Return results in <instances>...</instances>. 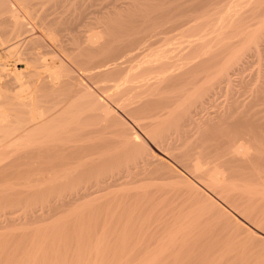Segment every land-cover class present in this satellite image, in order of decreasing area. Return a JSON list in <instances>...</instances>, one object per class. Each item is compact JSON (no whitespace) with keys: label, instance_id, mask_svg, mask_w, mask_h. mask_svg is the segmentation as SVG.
Returning <instances> with one entry per match:
<instances>
[{"label":"rangeland","instance_id":"1","mask_svg":"<svg viewBox=\"0 0 264 264\" xmlns=\"http://www.w3.org/2000/svg\"><path fill=\"white\" fill-rule=\"evenodd\" d=\"M146 1L85 0V3H88L87 13L76 25L79 30L77 36H89L93 30H103L107 21L109 25L115 20L112 24L132 27L129 28L130 32L124 29V32L122 30L113 34L104 33L103 36L115 39L148 37V42L152 41L153 46H169L181 36L194 40L203 29L211 28L212 24L208 23L206 16H210L209 21H212L226 9L225 0H212L207 3V7L201 8L199 3L203 0ZM143 2L146 4H142ZM129 3L135 4L130 6ZM171 3L173 7H170ZM126 6H130L131 12L128 13L127 10L130 9L127 8L117 14L119 8ZM161 6L164 10H161ZM195 6L199 9L194 10ZM156 9L158 12L161 10L162 14L156 13ZM114 10L116 14H110V18L104 16ZM196 18L199 20L196 21ZM240 18L242 21H238L237 28L232 27L234 34L230 30L228 37H237L236 32L264 18V0H256L254 4L246 6ZM207 34L209 35V32ZM32 35L41 36L38 41L46 44L45 47L49 50L45 55L47 61L53 63L55 58L56 61L62 59L64 67L70 69L75 77L82 81V85L93 88L92 90L108 103L112 112L109 111L110 115L107 116L108 113L105 114L106 112L99 108L92 113L93 118L90 119L98 131L91 134V140L85 141H96L91 147L49 152L12 147L0 152V264H264V168L255 163L242 168L241 165L237 166L235 161L224 162L220 164V170L224 173L226 181L219 186H211L210 182L198 179L189 168L165 149L159 131L166 132L168 137H171L170 134L177 135L188 131L190 139L186 141L192 143L196 152H210L208 159H205L208 166H213L219 156L223 157L224 161L234 157L232 146H235L237 140V145L243 142L248 147L250 145L248 151L251 155L264 156V133L261 135L257 132V136L253 129H249L253 134L245 131L247 128L241 129L243 133L241 130L238 132L239 129L228 127L226 122L218 117L219 121L216 116L222 114L223 109L224 112L225 109L227 111L232 98L236 101L238 99L240 104L244 102L247 106L249 103L254 104L253 107L239 104L240 108H244L243 111L239 109V113H249L251 108L253 112H257L264 107V100L256 102L257 93L254 90L258 80L261 81L262 78L257 73L262 63L259 54L247 56L249 60L244 64L245 69L231 62L228 66L226 58L231 49L224 47L218 40L214 41V36L209 37L210 45L212 40V46L215 44L213 52L197 57L196 65H192L180 79L171 84L154 86L155 90L150 91L152 95H143L141 100L148 106L141 111L142 109H133L137 102H134L132 95L128 96L133 94L128 93L130 90H124L122 94L115 96L110 94L115 90L113 83L119 75L109 80L104 87L88 77L73 59L60 53L53 41L45 38L46 35L37 28ZM46 39L49 42L51 40L53 46ZM199 46V42L195 43L196 50L200 49ZM195 48L187 49L184 55H194ZM263 48L264 43L262 50ZM225 64L230 67L226 66L229 71L237 69L236 66H241L243 70L233 74L235 81L228 85L223 81L226 77L224 73L227 72L222 71ZM241 79H244V82H240ZM86 83L88 84L85 85ZM79 90L76 88L74 91L80 94ZM165 106L172 110L170 114L164 113ZM262 109L256 114L251 113V110L249 114L255 117L263 116L264 112L260 114ZM145 111L164 114L158 119H141ZM212 117L217 119L216 122ZM206 118L207 122H215L216 128L214 124L211 126L201 122ZM181 124H186L185 129ZM209 128L213 130L210 131ZM175 130L182 132L177 133ZM132 131L139 135L138 152L125 145L127 150L121 142V139ZM228 131L230 134L226 133ZM184 143L188 144L180 141L174 152H183L186 147ZM215 145H218L219 152ZM148 154L152 160L159 161L158 171L171 178L159 182H135L136 180L132 181L133 178L129 176V182L121 184L119 182L122 176L119 185L75 204L61 205L63 199H68L70 193L79 188L95 185V182L105 180V177L109 179L116 174L124 175L130 166L132 168L135 165V161ZM257 172L263 177L260 175L259 178ZM125 177L122 181L126 180ZM249 188L253 190L248 191ZM256 189V192H251Z\"/></svg>","mask_w":264,"mask_h":264},{"label":"bare ground","instance_id":"2","mask_svg":"<svg viewBox=\"0 0 264 264\" xmlns=\"http://www.w3.org/2000/svg\"><path fill=\"white\" fill-rule=\"evenodd\" d=\"M211 1L212 0H203L202 2L200 1L199 8L207 7V3ZM255 1L256 0H225L226 9L222 11L216 19L209 21L211 20L209 18L210 16L205 17V19L208 20V23L212 24L211 28H208L209 31L207 28L203 29L197 37H194V40L192 38L186 39V37L181 36L178 37V40H176L175 42L173 41L172 45L153 46L152 41L148 42V37H128L125 39H118V37L117 39H115V37L103 36L104 33L113 34L115 32H121L122 30L124 32V29H128V32L129 28H132H125L126 25L124 26L122 24L121 26L118 24H112V22L115 23V20L112 21L109 25V21H107V25L102 28L103 30H93L89 36H77L79 35V30L77 29L76 25L80 23L82 16L87 13L86 10L88 8V3H85V0H0V152L4 151L3 149L12 147H27L42 152L56 150L74 151L91 147L92 145H95L96 141H85L91 140V134L98 131V128L94 126L95 123L90 119L93 118L94 110L100 108L101 110L106 112L105 114L108 113L107 116L110 115L109 111L112 112V109L109 107L108 103L104 102V99L98 96L95 93L96 91L94 92L92 90V87V89H90L88 86L82 85V81L80 82L70 69L64 67V61L62 59H60V61H56L57 59L55 58L56 60L54 59L53 63L47 61L45 55L49 53V50L46 49L45 43L38 41V38H41V36L32 35L35 28H37L43 35H46L45 38H50L53 41L52 43H54L60 53H64L65 55L73 59L78 65H80L83 69L82 71H84L85 74L93 79L96 83H100V85L103 84L102 86L105 87L109 80L115 79L114 77L119 75V78L116 79L113 83L115 90L111 89L114 91L110 94L115 96L122 94L124 90H130L128 91V93L132 92L133 94H129L128 96L132 95L134 97V102H137L133 106L134 110L142 109L141 111H143V109H146L148 104H146V106L143 104L145 103L144 100H141L143 95H152L153 89L155 90L154 86L166 85V83L171 84L177 79H180L181 76L186 74L187 71H189V69L192 67V65L196 63L197 57H203L204 55L213 52V46L215 44L213 46L212 44L214 41L217 42V40L222 42L225 45L224 47L231 49L226 58L228 66L231 62V64H236L238 66L241 65L243 68L244 64L249 60L247 59V56L255 54H259L261 56L260 58L258 57L261 60H259L260 63H262L257 73L258 76L262 78L261 81L258 80L259 83H257L258 85L255 86L256 88L254 90H256V92H254L257 93L256 102H258L260 99L264 100V48L262 50L264 43V18L262 20H259L260 22H256V24L254 25H252L251 23L250 26H246L247 28H245L244 30L242 29V31L237 30L238 32H236L237 34H235V36L237 37L227 36L229 35V32H231L230 30H232L231 33L234 34V29H232V27H236L238 21L240 22L241 13L243 12L244 8H246V6L248 5L254 4ZM257 1L259 2V0ZM146 2H143L142 4H146ZM131 4L134 5L135 3ZM130 6H126L124 8L118 7L119 9H117L119 11H117V14L121 11H125L127 8L130 9L129 11L127 10V12H131V8H129ZM171 6L173 7L172 3L170 7ZM142 7L140 9H142ZM170 7L167 8L171 10ZM198 9H196L195 6L194 10ZM157 10L158 9H156V13L158 12ZM161 10H164V8L162 7ZM161 10L158 13H160ZM170 10L168 11L170 12ZM142 12L144 13L145 10H142ZM110 14H116V11H110L104 16L110 18ZM137 14H139V12ZM201 19L202 18H200V20ZM197 20L199 19L196 18V21ZM207 32H209V35L207 34ZM213 36L215 37V39L214 41L212 40V43L210 45L209 37ZM158 39L160 38L158 37ZM195 41L199 42V44L201 45L199 46L200 49L198 48V50H196L195 48V43H197ZM219 45L221 46L222 44ZM217 47L218 45L215 48ZM189 48H195L194 55H184ZM52 56L54 57V55ZM19 65H22L23 67L21 68L19 67ZM227 65L225 64L222 67V71H227L226 73H224L226 77L223 76V74L221 75L222 77H225L223 78L225 79L223 81L227 82L228 85L229 83L235 81V78L232 77L233 74L238 73V71L241 72L242 68L241 66L240 68L236 66L237 69L233 70L232 67L233 71H229L226 68ZM123 66L126 67L123 68ZM243 69H245V67ZM217 72L219 73V71ZM240 82H244V79H241ZM87 84L88 83H86L85 85ZM76 88L80 89V94H77L74 91ZM106 92H108V90ZM106 96L107 95L105 94L104 97ZM108 97L110 98V95H108ZM239 104L240 101L238 99L236 101V99L234 100V98H232V102L228 106L229 108L226 107L228 108L227 111L225 109L224 112L223 109L222 114L220 113V115H216L217 118L219 117L222 121L226 122L229 125L228 127L232 128L233 126L234 130L239 129L238 132H241V129L247 128L245 129V131L248 130V132L253 134V132L250 131L251 129H253L255 131V134L259 132L262 135L264 133V115L255 117L254 115H251L249 113L252 110L251 113L256 114L264 107H262L260 110H257V112H253V108H247V110L250 109L249 113H239V109L242 111L244 109L242 107L240 108V105H246L244 102H242V104L240 105ZM249 105L250 103L248 104V106ZM251 105L252 107L254 106V104ZM168 106L170 107V105ZM168 106L164 107V113L167 112L166 114H170L172 112V110ZM237 106H239V108ZM248 106L246 105V107ZM263 112L264 110L262 109L260 114H262ZM163 114L157 111H145L143 115H141V119H158L159 117H162ZM114 118H116V116ZM207 118L206 120L203 119L204 121L202 120L201 122H206L204 124L209 123L211 126L212 124L215 125L217 119H214V117H212L215 122L211 120V122L213 121L214 123H210L207 122ZM183 126L184 125H182L181 127ZM185 126L183 129H185ZM202 127H204V125ZM214 127L216 128V125ZM212 130L213 129H211L210 131ZM228 130L230 129L228 128ZM101 131H103V129H101ZM159 131L160 138L163 141L165 149L168 150L178 160H180L185 167L189 168L192 173L197 176L198 179L200 178L203 181L210 182L211 186H219L221 184H224V182L226 181L224 173L222 172V170H220V164L224 162L230 163L235 161V164H237V166L241 165L242 168H247L249 165L252 166V163H255L261 165L264 168V156L259 154L254 156L251 155L248 151L250 145L248 147L245 142L241 144L239 143V145H237L238 143L236 144V142L238 141V137H236L237 141H234L235 146H232V153L234 154V157H231L232 159L230 158V160H227L225 154V160L227 161H224L223 157L219 156L216 159L217 162L215 160V164L213 166H208V164H205V159H208L210 152H206L205 150L196 152L193 148L192 143L189 144V142L186 141L189 138L188 131L185 130L182 132L181 130H179L182 132L180 133L179 131L175 130L180 134H170L169 136L171 137H168V135L165 134L166 132H163L162 130ZM236 132L237 131H235V133ZM226 133L230 134L229 131ZM241 133H243V131ZM256 135L258 136V134ZM201 136L203 138V135ZM256 138L259 139L258 137ZM138 139V133L132 131L128 136H124L121 139V142L124 147L127 146L128 148L133 149L134 151L136 150L138 152ZM179 140L185 141L188 144L184 143L186 144V147L183 149V152L180 151V153H175L174 149H176V146L180 144ZM224 142L226 143V141ZM217 146L215 145V148L218 150ZM259 146L261 147V144ZM219 151L220 149L218 150V152ZM158 162L152 160L149 154L144 155L140 157L137 162H134V166L131 164L133 167L131 168L130 166L129 170L126 171L124 175H121L122 173H120V176H118L117 174L113 176L111 175L113 177H110L111 179H106L105 177V180H101L98 183L95 182V185H89L79 188L77 191L75 190L74 192L70 193V196L68 194L69 198L68 196H66L68 199H63L61 205L69 206L89 196H93L98 194L99 192L110 189L111 187L118 184L122 176L123 178L126 176L125 179L127 180L128 178V181H122V178L121 182H119L121 184H123L124 182L128 183L131 178H133L132 181L135 179V182H159L171 178V176H167L166 173L159 172L160 170L158 171ZM260 175L262 176V174L259 173V178H261ZM129 176H131V178ZM97 180L99 179H96V181ZM132 181H130V183ZM249 190L253 189L249 188L248 191ZM256 191L257 189L251 192L253 193ZM45 214L46 213H44V215ZM35 216H37V214ZM46 217L48 216L46 215ZM32 264L35 263L33 262Z\"/></svg>","mask_w":264,"mask_h":264}]
</instances>
